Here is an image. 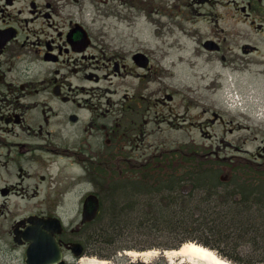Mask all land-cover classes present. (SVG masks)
Listing matches in <instances>:
<instances>
[{
	"label": "flooded vegetation",
	"instance_id": "obj_1",
	"mask_svg": "<svg viewBox=\"0 0 264 264\" xmlns=\"http://www.w3.org/2000/svg\"><path fill=\"white\" fill-rule=\"evenodd\" d=\"M87 4L102 6L112 14H104L105 19L111 16L121 22L131 20L124 17L131 8L139 14L161 11L169 17V28H177L192 42L187 56L192 75L210 79L206 84L210 90L221 85V74L194 69L202 56L208 65L215 58L231 65L232 78L248 71L264 80V0H0V237L6 235L10 250L22 251L24 264L31 245L28 229L35 221L40 236L49 235L40 242L58 241L64 246V258L71 257L76 264L79 261L65 246L78 241L74 237L86 224L52 232L49 222L64 221L63 206H81V220L87 197L95 195L100 215L103 201L97 190L107 199L112 180L119 184L139 178L145 183L141 189L149 190L158 173L166 176L173 169L187 168L185 154L173 162L171 151H164L158 161L157 149L149 150L158 139L156 124L151 125L150 105H157L151 94L161 93L163 105L174 97L161 87L151 88L160 79L149 52L135 47L140 42L135 24L131 34L137 39L126 28L116 30L107 22L98 28L82 18ZM174 12L187 17L175 21ZM201 14L213 15L214 24L241 21L255 30L259 41L239 39L236 28L228 38L221 35L225 33L221 26L207 36L200 28L183 26L194 24ZM154 24L161 28L157 20ZM231 39L240 43L233 46ZM258 55L263 58L255 60ZM198 118L196 127L210 139L218 135L216 126L224 135L249 129L211 108ZM261 132L256 154L244 151L255 160L231 155L220 166L222 179H232L242 164H260L264 169V124ZM17 199L24 200L23 211L17 205L12 209ZM30 200H35L32 206Z\"/></svg>",
	"mask_w": 264,
	"mask_h": 264
},
{
	"label": "rangeland",
	"instance_id": "obj_2",
	"mask_svg": "<svg viewBox=\"0 0 264 264\" xmlns=\"http://www.w3.org/2000/svg\"><path fill=\"white\" fill-rule=\"evenodd\" d=\"M102 8V6L98 8L96 5L87 4L82 18L88 22L95 23L98 28H101L105 22L115 26L116 30L126 28L125 32L127 34H131V28L135 24L134 31L140 41L139 43L136 42L135 47L136 49L142 48L149 52L160 79V82L158 80L155 86L151 85V88L161 87L166 93H171L170 95L174 97L172 101H169V104L163 105L164 101L160 100L159 97L161 93L158 95L151 94V102H157V105H150V117L153 120L151 125L156 124L158 139L156 145L150 142L152 144L149 149L150 152L156 148L157 160L159 161L160 154L164 151H171L169 154L172 155L173 162L178 161L185 154L187 158H184L185 163L183 166H187V168L177 169L181 170V172L178 176H175L177 179L176 184L181 181L188 182L186 181L188 178L189 182L184 189L178 185H173V187L185 193L195 188L201 191L184 198L180 204L174 202L166 204L168 199L161 200L162 204H166L165 211L167 216L158 217L161 212L160 205L162 204L159 203V198L161 197L156 195L157 191L150 188L152 196L141 197L138 192L143 190L141 187H144L145 183L138 182L136 179L139 178H135L132 181L124 180L119 182V184L118 181L112 180L109 184L107 199L103 196L101 189L97 190L103 201L101 214L104 217L101 216L95 222L86 225L82 232L74 237L82 242L92 237L90 239L91 248L87 250L84 259L105 260L108 264H170L165 258L161 257L149 263L133 260V258L126 256L125 250H164L180 246L184 241L199 243L198 240H201L208 244L210 242L209 245L216 246L213 249L218 251L219 256L235 264H257L263 262L264 201H257L259 206L256 203L254 206H249L250 208L247 207L242 213L224 209L229 205H232L234 209L242 201L243 196L240 199L237 195H242L243 187L247 184L245 181L251 182V184L247 185L248 187L255 188L259 192L264 190V169L260 164H252L250 166L242 164L235 169L231 181L220 184L219 180H217L222 175L221 164H226V159H229L231 155L254 158L250 153L254 155L257 152V147L260 145V140L263 136L261 130L264 124V108L261 107L264 105H257L255 98L261 99L264 96L263 78L253 76V73L248 71L235 74L231 82L228 80L226 87L230 88L234 84L233 87L244 96L246 101L241 106L230 105L231 98L228 93L233 94L232 91L229 90L227 93L219 85L210 90L206 85L210 79L192 75L190 67L192 60L190 57L187 58V56L191 55L193 44L177 28H169V17L162 15L161 11L158 13L154 12L156 11L154 9L152 13L141 11L139 14L137 9L131 8L132 11L130 13L128 10L124 13V17L125 15L130 16L131 20L127 19L125 22H121L116 17L112 18L111 16L109 20L105 19L104 14H112L104 12ZM205 11L209 12L208 10ZM227 11L229 10L226 9L223 12L224 16ZM185 13L189 17L192 16L189 14V10H185ZM209 15L201 14L199 15L200 17H196L194 24L184 22L183 26L186 29L200 28L204 36L209 35V32L213 34L221 26L225 32L221 33V35L226 37H228L233 28H236L239 32L237 35L239 39L246 38L254 42L259 41V35L256 34L255 30L241 21L235 23L220 20L217 24H214L213 19H211L214 16ZM174 16L175 21H184L183 18L187 17V15L180 12H174ZM154 20L162 24L161 28H157ZM231 27L232 29H229ZM135 34H131L132 39H137ZM231 41L233 46L240 43L234 39H231ZM172 43L175 44L174 47H170ZM169 52L171 57H165ZM180 56L182 59H180ZM260 58L263 57L258 55L255 60ZM204 59L205 57L202 56L194 69L210 70L213 74L220 73V83L225 82V79L227 80L228 74L234 75L231 65H224L217 58H215L214 63L208 65L204 63ZM256 68V66H251V70ZM228 78L230 79L231 76ZM165 86L167 87L165 88ZM247 100L250 102H247ZM209 108L221 113L227 119H233L249 126V129H242L241 131H235L233 134L227 133L224 135L222 127L216 126L217 136L211 139L202 136L199 127H196L197 120H201L198 116ZM229 143L243 150L236 151ZM244 151H250V153L245 154ZM257 161L261 162V160ZM187 169L188 171H186ZM159 174L158 177L161 175ZM151 181L157 184L159 182L158 179L154 178ZM166 187L164 186V188ZM215 188L222 194L217 197L214 196L211 206L206 205V211L204 212L203 203L201 202L205 195L208 196L203 194L204 189ZM230 193L233 195L231 202H225L231 198L229 196ZM190 200L201 203V209H195L193 214L187 213L183 208L189 204ZM34 201H29L31 206ZM148 201H151V203H148ZM71 204H66L62 210L66 215L63 220L67 228L75 226L80 221L78 213L81 211V206ZM15 205L19 206L22 211L24 210V200H15L12 209L15 208ZM178 208L179 210H176ZM210 215L211 219H214L213 221L208 220ZM234 215L236 218H245L243 220L247 221L246 223L249 222L251 216L255 217L251 219L252 221L258 220L256 223H249L251 228L248 224L246 228L249 229V232L243 239L240 238V234L243 233L242 229L237 231L231 228V225H222L226 222H231L235 218ZM9 216H11V213ZM118 219H125L126 221H118ZM170 220L174 221L175 224H167ZM205 222L209 223L210 226L208 228L205 227ZM220 223L222 224L220 225ZM115 224L118 225L117 230L113 227ZM222 228L225 231H222ZM223 232L228 235L225 241L221 236ZM102 233L110 235V240L100 236ZM236 237H238L237 241L233 239ZM8 241L9 239L6 235H1L0 264H23L22 251L10 250L9 245L6 244ZM199 244L205 245L204 243ZM226 252L229 256L226 255ZM68 262L69 264L72 263L70 260ZM175 262L174 264L179 263L178 261ZM76 264H81V262Z\"/></svg>",
	"mask_w": 264,
	"mask_h": 264
},
{
	"label": "trees",
	"instance_id": "obj_3",
	"mask_svg": "<svg viewBox=\"0 0 264 264\" xmlns=\"http://www.w3.org/2000/svg\"><path fill=\"white\" fill-rule=\"evenodd\" d=\"M220 182V181H219ZM245 183H247L246 185H244V187H243V191H242V195L241 194H239V195H237V196H239V198L241 199L242 198V196H243V199H242V201L238 204V206L236 207V208H234L233 209V206L232 205H229V206H227L224 210H226V211H240L241 213L242 212H244L245 211V209L247 208V207H251V206H254L256 203H257V201H264L263 200V198H264V190H261V192H259L257 189H255V188H251V187H248L247 185H249V184H251V182H249V181H245ZM253 185V184H252ZM254 186V185H253ZM180 191V190H179ZM199 191H201V190H197L196 188L195 189H192L189 193H188V195L186 196V195H184V194H181V191L179 192V193H177L176 194V191H174V190H172V193H173V195H172V203L174 202V203H176V202H179V201H181L182 202V199L184 198V197H189V195H193V194H195V193H198ZM204 194V193H203ZM205 194H207L208 196H204L203 198H202V202L201 203H203V211L205 212L206 211V205H209V206H211V204H212V202H213V197H211V196H215V194H212V195H210V193L208 192V191H206V193ZM216 194H218V193H216ZM231 198L230 199H228L227 201H225V202H231V200H232V194L230 193V195H229ZM173 198H175V199H173ZM201 203L200 202H196L195 200H190V202H189V204H187L186 206H184L183 208L186 210V212L187 213H190V214H193V212H194V210L195 209H198V210H200L201 209ZM244 203V204H243ZM181 205H183V204H181ZM257 205L259 206V203H257ZM180 206V205H179ZM160 207H161V212H160V214L158 215V217H164V216H167V214H166V211H165V205H160ZM249 207V208H250ZM176 210H179V208L178 209H176ZM175 210V211H176ZM230 213V212H229ZM234 217L235 218H233L232 220H231V222H226L225 224H222V223H220V225L222 224V225H231V228H234V229H236L237 231L238 230H240V229H242V232L243 233H241L240 235V238H244L247 234H248V232H249V229L248 228H246V227H248V224L251 222L252 224H253V222L254 223H256L258 220L256 219L255 221H252L251 219H254L255 217H252L251 216V219H249V222L248 223H246L247 221H244L243 219H245V218H236V216L234 215ZM208 220H214V219H211V215L208 217ZM222 220H225V219H222ZM118 221H126L125 219H123V220H120V219H118ZM217 221V220H216ZM221 221V220H220ZM167 224H169V225H174L175 224V222L174 221H168L167 222ZM159 225V224H158ZM158 225H156L157 227H158ZM210 225H209V223L208 222H205V227L206 228H208ZM114 227V229L115 230H117V228H118V225H114L113 226ZM249 227H250V224H249ZM251 228V227H250ZM243 229H245V231H243ZM222 231H225V230H223V228L221 229ZM109 232V231H108ZM240 232V231H239ZM110 233V232H109ZM111 234V233H110ZM96 235H98L97 233H96ZM218 235H219V233H218ZM100 236H102V237H104V238H106V239H108V240H110V238H111V236L110 235H107V234H104V233H102V234H100ZM114 236V235H113ZM221 236H222V238H224V241L226 240V238L228 237V235H226L224 232L223 233H221ZM233 239H236V241H237V239H238V237H236V238H233ZM198 240V239H197ZM200 243H204L206 246H209V247H212V248H216V246H213V245H209L210 244V242H209V244L208 243H206V242H202L201 240H198ZM239 241V240H238ZM185 242V241H184ZM225 252V251H224ZM226 255H229L227 252H226Z\"/></svg>",
	"mask_w": 264,
	"mask_h": 264
},
{
	"label": "water",
	"instance_id": "obj_4",
	"mask_svg": "<svg viewBox=\"0 0 264 264\" xmlns=\"http://www.w3.org/2000/svg\"><path fill=\"white\" fill-rule=\"evenodd\" d=\"M98 211V201L94 197L88 198L84 207L83 221L90 222L93 220ZM38 224H35L30 231H28L27 238L31 241V246L27 252V264H64L62 257V246L52 239V244L46 242L43 244L40 242V238L47 239L49 236L47 233L39 234ZM55 232H61V224L59 221H55ZM76 255H80L83 247L80 244H71L69 247Z\"/></svg>",
	"mask_w": 264,
	"mask_h": 264
},
{
	"label": "bare ground",
	"instance_id": "obj_5",
	"mask_svg": "<svg viewBox=\"0 0 264 264\" xmlns=\"http://www.w3.org/2000/svg\"><path fill=\"white\" fill-rule=\"evenodd\" d=\"M127 255L133 258V260H142L149 263L152 261L151 258L154 252L137 253L136 251H129ZM166 255L172 261L181 260V262L192 264H233L220 257L215 251L194 242L185 243L181 249L168 251ZM84 264H108V262L105 260L89 259L84 261Z\"/></svg>",
	"mask_w": 264,
	"mask_h": 264
}]
</instances>
